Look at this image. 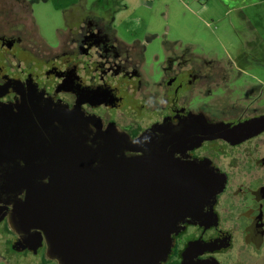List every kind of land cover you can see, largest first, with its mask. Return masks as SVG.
<instances>
[{"label": "flooded vegetation", "instance_id": "flooded-vegetation-1", "mask_svg": "<svg viewBox=\"0 0 264 264\" xmlns=\"http://www.w3.org/2000/svg\"><path fill=\"white\" fill-rule=\"evenodd\" d=\"M63 2L66 28L52 47L35 28L29 0H0V111L14 118L25 102L51 103L81 114L94 132L97 123L130 141L171 135L176 159L204 164L225 184L215 199L200 201L211 203L200 221L181 224L162 264H181L190 248L197 262L264 264V128L247 137L206 130L264 123V75L243 69L264 68L257 58L264 53V2L238 8L248 11L249 34L239 55L227 59L197 53L170 34L130 26L127 40L116 9L98 13ZM7 200L0 202V256L59 264L48 254L45 234L20 227L15 203Z\"/></svg>", "mask_w": 264, "mask_h": 264}, {"label": "water", "instance_id": "water-1", "mask_svg": "<svg viewBox=\"0 0 264 264\" xmlns=\"http://www.w3.org/2000/svg\"><path fill=\"white\" fill-rule=\"evenodd\" d=\"M80 115L32 102L14 118L0 111V202L15 203L20 227L45 234L59 264L166 262L181 224L200 221L211 204L200 201L215 199L225 181L204 164L176 159L169 134L130 141L97 123L94 132ZM263 128L259 120L206 130L247 137ZM191 251L181 264H218L194 261Z\"/></svg>", "mask_w": 264, "mask_h": 264}, {"label": "rangeland", "instance_id": "rangeland-1", "mask_svg": "<svg viewBox=\"0 0 264 264\" xmlns=\"http://www.w3.org/2000/svg\"><path fill=\"white\" fill-rule=\"evenodd\" d=\"M31 16L40 37L50 46L59 41V32L65 30L67 18L60 9L62 2L57 0H29ZM78 3L89 11L102 13L103 9L119 11L117 24L124 38L131 40L129 28L147 30L170 37L184 44H190L197 53L209 57L227 59L239 55L241 44L248 37V17L243 16L237 6L246 5L252 0H69ZM62 8H64L62 6ZM249 15V14H248ZM252 18V16H249ZM69 18V17H68ZM60 30V31H59ZM157 51L158 47H152ZM257 58L264 61V53ZM252 74H263L264 68L250 66L243 68ZM19 256L12 257L6 252L0 256V264H20Z\"/></svg>", "mask_w": 264, "mask_h": 264}, {"label": "crops", "instance_id": "crops-1", "mask_svg": "<svg viewBox=\"0 0 264 264\" xmlns=\"http://www.w3.org/2000/svg\"><path fill=\"white\" fill-rule=\"evenodd\" d=\"M236 1V0H235ZM253 2H249L248 4H242L240 6H237V8H243V9H247L249 6L253 5V4H258V3H262L264 2V0H252Z\"/></svg>", "mask_w": 264, "mask_h": 264}]
</instances>
